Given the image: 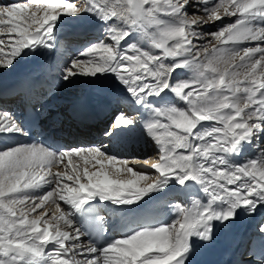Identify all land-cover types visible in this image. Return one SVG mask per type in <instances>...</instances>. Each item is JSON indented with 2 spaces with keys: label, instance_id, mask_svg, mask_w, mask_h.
Here are the masks:
<instances>
[{
  "label": "snow or ice",
  "instance_id": "obj_1",
  "mask_svg": "<svg viewBox=\"0 0 264 264\" xmlns=\"http://www.w3.org/2000/svg\"><path fill=\"white\" fill-rule=\"evenodd\" d=\"M85 14L102 38L58 63L57 79L98 96L114 82L136 115L120 112L103 134L111 142L139 129L157 150L143 160L152 171L103 144H9L30 133L0 110V264H192L264 207V0L3 3L0 69L55 51L64 17ZM43 86L38 72L19 83L26 94ZM244 247L264 264V220Z\"/></svg>",
  "mask_w": 264,
  "mask_h": 264
},
{
  "label": "bare ground",
  "instance_id": "obj_2",
  "mask_svg": "<svg viewBox=\"0 0 264 264\" xmlns=\"http://www.w3.org/2000/svg\"><path fill=\"white\" fill-rule=\"evenodd\" d=\"M13 2H26V0H0V4L13 3ZM234 19V18H232ZM227 20V19H226ZM230 22V21H229ZM210 27V26H209ZM103 29L94 17L87 14L79 17H64L63 22L59 26L58 40L56 41V50L52 52L44 51L42 54L37 55L30 59H21L11 71L0 69V89L13 78L21 79L25 74L31 72L40 73L44 86H48L46 94L37 100L35 105L38 107L40 113L44 115L43 121L51 123V130L55 134L57 130L65 132L62 146L64 147H81L93 144H103L107 147L109 154L117 155L118 157L127 158L129 161L139 160L140 164L137 165V170L148 171L152 170L143 165V160L146 158H153L156 156L157 150L151 141H146L139 133V129L134 136L128 137L123 140L109 141L104 136V131L108 127L115 115L123 112L128 117L136 115L135 111L126 102H117V93L119 89L116 85L112 84V91L105 96L95 95V90L90 88L88 84L77 83L74 86L61 84V88L57 92L52 91V84L55 83L57 78L56 65L64 60H69L76 55L74 49L81 48L86 43L94 42L102 38L100 35ZM80 45V46H79ZM243 46H254L245 44ZM78 48V49H79ZM181 77L187 76L186 72L178 71ZM49 84V85H48ZM100 101L108 102L111 107L120 106L121 111H117L111 118L106 120H97L92 123L78 122L74 119L76 110L81 104L90 102L93 98ZM183 106V105H180ZM0 110L12 113L16 118L19 114L16 103H12L7 99L0 97ZM78 112V111H77ZM16 137L5 141L9 144L13 142L19 143ZM252 153H249L251 155ZM243 159V157H241ZM55 171L56 168L54 167ZM62 170V169H61ZM183 199V197H181ZM163 202V198L155 202L154 206L159 207ZM263 216L264 220V207L258 209L252 217L238 218L229 229L222 231L218 234L215 241H220L223 245L228 241L226 238L230 233L233 234L230 240L231 246L226 249H219L217 255H222L219 259V264H235L237 261H243V264H251V257L249 255H237L238 251L247 237L251 235V231L257 226L256 223ZM244 250V249H243ZM215 254V255H216Z\"/></svg>",
  "mask_w": 264,
  "mask_h": 264
},
{
  "label": "rangeland",
  "instance_id": "obj_3",
  "mask_svg": "<svg viewBox=\"0 0 264 264\" xmlns=\"http://www.w3.org/2000/svg\"><path fill=\"white\" fill-rule=\"evenodd\" d=\"M229 20H225L224 23H228ZM220 25L219 24H216V25H211L210 27H207L205 29V31H215L217 29V27H219ZM55 79V83L52 84L53 88H52V91L53 92H57L60 88H61V82L57 79V78H54ZM263 220V216L258 220V222L256 223V225H258L261 221ZM251 234H252V231H251ZM242 248L244 249V243L242 245ZM241 254H244L243 252H241ZM247 254H244V255H241V256H246Z\"/></svg>",
  "mask_w": 264,
  "mask_h": 264
}]
</instances>
